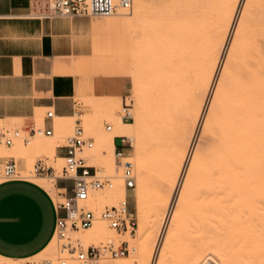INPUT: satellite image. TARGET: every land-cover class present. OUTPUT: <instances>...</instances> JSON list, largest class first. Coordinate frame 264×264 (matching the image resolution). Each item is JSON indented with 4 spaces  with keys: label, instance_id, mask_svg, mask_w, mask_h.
<instances>
[{
    "label": "rangeland",
    "instance_id": "374dc122",
    "mask_svg": "<svg viewBox=\"0 0 264 264\" xmlns=\"http://www.w3.org/2000/svg\"><path fill=\"white\" fill-rule=\"evenodd\" d=\"M263 2L133 0L128 12L91 17L94 22L84 40L89 47L84 50L86 57L79 73L78 99L84 110L61 122L63 127L55 131L52 146L64 144L74 128L81 126L93 140V147L84 153L88 163L95 167L98 175L112 178V188L94 192L85 202L96 216L92 226L70 234L71 239L79 240L84 248L109 241L116 247L125 244L135 247L129 255L103 264H264V194H261L264 189L258 187L259 197L251 196L253 199L240 197L241 193H232V197L228 194L223 203L232 214L218 222L214 220L218 205L214 202L215 192L209 187L208 176V165L214 155L209 151L214 150L212 141L220 98L228 93L238 73L234 71H238L237 57L248 52L247 62H258L257 67L252 65L255 73H264V21L259 20L264 17ZM256 20L263 26L256 24ZM256 25L258 29H252ZM132 28L133 49L129 57ZM127 63L129 70L125 75ZM125 102L132 106L133 120L130 122L121 121L119 117ZM44 115L45 111L36 114L37 128L41 130ZM115 123L128 124L127 135L134 142L126 150L135 165L133 190H125L114 147L111 148V130L106 126ZM41 134L26 147L33 157L25 171L32 167L34 158L40 153L36 143L38 138L44 137ZM156 139L165 147L168 145L171 164L166 165L158 177L161 183L158 184L157 179L158 185L152 186L146 169L140 164L149 155ZM19 143L21 139L14 145ZM116 144L119 147L127 145L121 139H117ZM3 149L4 146L0 148V155H8ZM43 152L49 157V164L57 169L62 167L63 160L54 162L52 153ZM38 180L57 198L55 182L46 177ZM124 197L137 222L132 234L117 232L99 218L105 207L117 205ZM155 203L161 205L157 211L153 209ZM241 207L246 210L244 214L240 212L244 211ZM238 227L242 231L250 230L253 236L244 247L239 233L236 235ZM83 234L92 243L81 239ZM61 242L54 237L38 256L20 261L0 257V264H40L45 259L56 264Z\"/></svg>",
    "mask_w": 264,
    "mask_h": 264
},
{
    "label": "crops",
    "instance_id": "0c3cea01",
    "mask_svg": "<svg viewBox=\"0 0 264 264\" xmlns=\"http://www.w3.org/2000/svg\"><path fill=\"white\" fill-rule=\"evenodd\" d=\"M50 0H0V128H17L21 143L4 146L0 164L13 160L26 170L33 153L24 139L37 129L36 114L42 117L44 137L38 138L40 153L34 158L49 161L43 150L63 160L62 144L52 146L62 121L84 110L79 97V76L84 43L94 22L87 16H45ZM129 57L133 49V28L129 35ZM128 57V58H129ZM128 62V60H127ZM129 70L128 63L125 75ZM51 112V115H48ZM128 124L115 123L109 132L111 148L116 140L128 137ZM39 131H35L32 140ZM126 143V142H125ZM125 153L126 146H121ZM2 148V146H0ZM38 179L0 182V257L28 260L42 253L54 239L58 210L54 193ZM57 191L69 194L72 181L57 179Z\"/></svg>",
    "mask_w": 264,
    "mask_h": 264
},
{
    "label": "built area",
    "instance_id": "2783aa9c",
    "mask_svg": "<svg viewBox=\"0 0 264 264\" xmlns=\"http://www.w3.org/2000/svg\"><path fill=\"white\" fill-rule=\"evenodd\" d=\"M133 0H50V10L45 16H87L108 17L121 11L131 10ZM51 115V112H48ZM120 120L130 122L133 120L132 106L124 103L120 110ZM107 130L112 126L107 125ZM30 133L24 139L30 144L37 128H31ZM122 141L127 143V149L132 142L126 136H121ZM22 139V133L17 128H0V146H12L16 140ZM65 148L63 165L57 169L43 159H38L28 171L18 168L13 160L4 161L0 164V182L15 180H31L33 178H49L53 182L57 179L72 181V191L69 194L57 191L56 205L60 213L57 218L54 237L59 243V249L55 258L56 264H103L110 259L124 257L135 251L134 246L125 244L116 247L111 241L98 245L82 246L79 240L73 241L70 237L72 232L86 229L92 226L96 219L94 212L87 208L85 202L99 190L112 188L114 183L108 176L98 175L94 166L88 163L84 154L93 147V140L87 136L83 128L77 125L73 132L62 144ZM114 156L121 169L120 178L125 190H133L136 186V174L134 162L126 155L122 147L114 149ZM99 218L106 221L117 232L134 233L137 226L136 218L129 208L127 198L121 199L117 205L105 207ZM40 264H52L51 259H45Z\"/></svg>",
    "mask_w": 264,
    "mask_h": 264
},
{
    "label": "bare ground",
    "instance_id": "6f19581e",
    "mask_svg": "<svg viewBox=\"0 0 264 264\" xmlns=\"http://www.w3.org/2000/svg\"><path fill=\"white\" fill-rule=\"evenodd\" d=\"M258 13L259 12H256V14H258ZM261 13H262V10L260 11V14ZM263 13L261 15H263ZM261 15H259V16H261ZM262 17L259 18V20L261 19V22H262V20L264 21V17H263V19H262ZM256 22H257V20H256ZM261 22L258 21L256 24H259ZM259 25L263 26V24H259ZM252 29H254V30L258 29L257 25H256V28L254 27ZM263 36H262V38H263ZM262 38H261V41H262ZM263 43H264V41H263ZM256 45L257 44L255 43L254 46H256ZM254 46H251V47L253 48ZM254 49L257 50V47ZM254 49H252V50L254 51ZM258 49L260 50L259 47H258ZM249 50H250V48H249ZM263 53H264V50H263ZM240 55L241 56L237 57L238 60H237V64H236V68L238 65V71L236 69H234V71H236L238 73L232 79L233 81H231V83H230V89H229L228 93H226V95L224 94V96L220 98L221 99V105L219 104L220 111H217V112H219V114L217 117L216 128H215V126L213 127V128H215V130L213 129L215 134H214L213 141H212L214 144L213 145L214 150L210 149V151H209L210 154L212 152H214L212 160L209 159L210 163L208 165V176H209V187L211 190H213L215 192V201L214 202L218 205V211L214 214V220L218 221V222H222L224 219H227V217L232 214V210L230 208L226 207L225 204L223 203L224 197H226L228 194H231V197H232V193L235 194V192H236L239 195L241 193L242 196H240V197L249 198L251 196L256 197V195H257L256 189L258 187H262V190L264 189V73H262V74L261 73H259V74L255 73L256 71L254 70L253 66L255 64L256 65L255 67H257L258 62L256 63V60L253 61L252 60L253 58L252 59L249 58V60H252L253 62H251V61L247 62L248 52H244ZM254 57H255V55H254ZM256 58H259V57L257 56ZM258 60L263 61V60L257 59V61ZM250 63H252V64L250 65ZM261 64L263 66V62L262 63L260 62L259 65H261ZM258 70H260V68ZM260 71H262V70H260ZM215 119H216V115H215ZM111 126H113V125H111ZM162 132H163V130H162ZM160 134H161V132H160ZM160 134H158V135L160 136ZM41 135L44 136L43 133ZM127 138H129L132 142V145H134L133 140L130 137H127ZM158 138H160V137H158ZM210 139L212 140V138H210ZM156 141H154V144H152L154 146L151 149L149 155L140 164L142 168L146 169L147 174H148L149 179H150L149 181H150V183H153L152 186L153 185L157 186L159 183H161L162 180L160 178L158 179V177L161 175L165 166L168 165L169 163L171 164V160L168 158V154H167V153H169L168 145L166 144V147H165L164 143H162V141L160 139L159 140L156 139ZM157 179H158V184H157ZM258 192H260V191H258ZM263 192H264V190H263ZM261 194H264V193H261ZM257 197H259V195H257ZM229 198L230 197H228V200H229ZM250 199H253V198L251 197ZM259 199H261V198H259ZM259 199H258V201L261 202V200H259ZM262 199H263V197H262ZM208 200H209V198H208ZM246 200H247V202L249 201L248 199H246ZM255 200H256V198L254 200H251V201H255ZM254 203H256V202H254ZM231 204L232 203L227 204V205H231ZM235 205H237V204L235 203ZM245 205H247V203ZM249 205L251 206V204H249ZM160 207H161L160 203H155L153 205V209L155 211L159 210ZM229 207H231V206H229ZM235 207H234V209H235ZM256 208L258 209L259 206L258 207L256 206ZM242 209L244 210V208H242ZM239 210H240V208H239ZM249 210H250V208H249ZM245 211L246 210L240 211V212L241 213L243 212V214H244ZM159 214H161V213H159ZM262 214H264V213H262ZM239 215H241V214H239ZM260 216H261V214H260ZM256 218H258V217H256ZM233 219H235V217H233ZM238 219L239 220H237V221L239 222L240 218H238ZM253 220H254V218H253ZM230 222H231V220H230ZM258 222H259V220H258ZM212 223H213V221H212ZM247 223H248V221H247ZM226 225H228V223ZM242 226H244V225H242ZM225 228L227 229V227H225ZM221 231L222 230L220 229L219 233H221ZM235 231H236V235H237V233H239V238L241 237V243H242L241 246H243V247L245 245H247L246 243H248L250 241V239L253 237L250 230L242 231L241 228L238 227ZM232 235H234V233ZM222 236L226 237V235L224 233ZM81 239H83L84 241H87V242H91L88 240V238H86L84 236V234L81 236ZM254 240H256V239H254ZM224 242H226V241H224ZM230 242H232V241L230 240ZM233 243H234V241H233ZM236 243H237V241H236ZM240 247H239V250H240ZM212 255H214V254H212ZM212 259H214V258L212 257ZM206 261H208V260H206ZM206 263H208V262H206Z\"/></svg>",
    "mask_w": 264,
    "mask_h": 264
}]
</instances>
